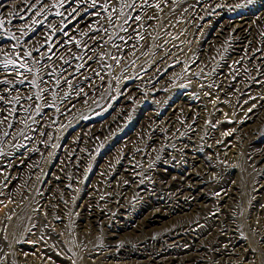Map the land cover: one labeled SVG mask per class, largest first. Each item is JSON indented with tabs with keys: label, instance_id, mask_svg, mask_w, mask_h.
Wrapping results in <instances>:
<instances>
[{
	"label": "rangeland",
	"instance_id": "1",
	"mask_svg": "<svg viewBox=\"0 0 264 264\" xmlns=\"http://www.w3.org/2000/svg\"><path fill=\"white\" fill-rule=\"evenodd\" d=\"M96 1L100 11L90 19L81 5L68 20L70 28L100 33L93 52L99 85L59 113L53 82L43 99L42 66L28 59L29 100L0 124V155L34 126L29 144L0 167V264H166L195 253L199 264H264V157L256 155L264 151V101L236 123L238 92L226 86L247 69L232 26L252 24L250 45L260 37L264 48V0L241 8L246 0H153L136 49L124 54L115 40L137 0ZM45 3L55 11L60 0H42L8 29L5 63H20L25 50L16 37ZM261 61L241 95L247 100L264 98ZM129 175L147 181L146 191L129 190ZM222 181L232 194L220 199L215 183ZM190 193L199 197L187 205ZM93 210L100 215L89 216ZM229 216L239 241L220 262L206 231L224 233ZM195 218L198 226L166 236Z\"/></svg>",
	"mask_w": 264,
	"mask_h": 264
},
{
	"label": "bare ground",
	"instance_id": "2",
	"mask_svg": "<svg viewBox=\"0 0 264 264\" xmlns=\"http://www.w3.org/2000/svg\"><path fill=\"white\" fill-rule=\"evenodd\" d=\"M41 2L42 0H17L15 2L0 0V124H2L4 119L9 120L6 116L10 118L11 115L10 120H14L13 114L16 109L19 110V108L23 106V100H29V98L25 96L28 93L30 85L25 77L26 69L24 66L28 62V59H35V61L42 66L39 80L42 87L40 89L42 92L41 97L43 99L49 98L52 90L49 85L50 82H53L52 84L55 86L53 87L57 92L55 101L58 103L56 108L59 113H66L65 111L71 109L73 106L72 104L75 101L84 98L92 91V88L99 85V77L95 72L96 69L93 68L95 64L93 52L98 45L96 43V38L100 33L96 34L98 33V30L95 26H90L83 30L70 28L69 25L73 19L68 20L69 14L81 5L84 6L82 11L93 12L87 17V19H90L95 13L100 11L97 7L98 3L96 0H60V3L57 6H54L55 11H52L51 6L49 7L46 3L43 4L38 10L34 26L30 25L31 27L28 29L26 28L27 30H25V32H20L21 34L16 37V43L25 50V55L21 57L20 63H5L3 60L4 58L2 57L3 55L1 54L3 48L7 45H4L2 42L6 39V34H13V32H9L10 30L8 29L20 27L21 25L19 22H21L30 11L36 8L35 6L37 4L40 5ZM153 2V0H137L135 8L131 10L130 16L126 21V24L123 26L122 33L119 34V37L115 40L120 53H129L134 51L132 49H136L138 45V43H136L137 36H139L137 27L140 24L142 16H148V18L151 19V15L154 11L152 8L154 5ZM241 26H245V28H242ZM239 27L242 29L237 31V28ZM258 27V34L264 36V28H260V26ZM256 29L257 28L253 27L252 24L244 23L243 25H240V22L232 26L231 29V39L243 43V45L240 46V52L243 53L244 56L246 55V57L241 56L238 57V59L247 63L245 77H243L242 74L241 76L233 78V80H231L233 83H230L231 81L226 83V86L234 87L238 92V107L237 114L235 115L236 123L244 122V119L252 111H249V109L252 108L254 103H262L264 101V98H260V100L255 98L247 100L241 96L254 83L256 72L261 69L262 61H259L264 58V48L260 43V37H257V43L250 45L252 43H250L251 37L249 36L255 34L257 31ZM76 39L78 40L76 41ZM98 39L100 38L98 37ZM21 65H23V67H21ZM21 81H23V83H21ZM50 107L51 106H46V108ZM9 112H11V114ZM188 120H192V117L189 116ZM33 128L34 126H30V135ZM30 135L24 137L19 146H16L6 154L0 155V167L3 165H11V160L17 158L18 154L22 152V149L29 144L28 140L31 137ZM220 145H225V142L220 143ZM254 151L256 150L247 151L246 156H254L255 154H252ZM256 155L264 157V151L257 150ZM124 171L132 173L135 170L129 169ZM151 175L152 174L147 173V177H149L148 179H152ZM125 177H129L128 182L125 180L129 190H132L134 193H143L146 191L143 190V188H146L147 181L143 182V178L134 180L136 178L135 175ZM215 184L217 187L216 195H220V199L223 198L222 195L225 197L231 193V189L229 190L230 185L227 181H222L221 183L216 182ZM181 197L182 196H180V198ZM189 197L184 199L187 202H185L187 205L192 200H196L199 195L197 194L193 196V194L190 193ZM258 209L259 208H257V210ZM97 210L91 211L88 215L95 214V216L98 217L100 212ZM198 222L199 220L195 218L192 222L186 225L178 223L176 224L177 226H173L172 229L166 233V236L168 238H170V235L176 237L182 233L185 227L196 226ZM227 225V227H224L225 225L222 226L221 230H226L224 233L213 231L212 229V231H206L212 236V238H214L213 240L208 239V242L213 253L218 255L220 262L227 259H225V257L232 253V250L239 241L238 236H236V231L234 230L235 221L233 217L229 216L227 218ZM262 243L264 246V240ZM200 244L195 248L193 247L195 251L201 247ZM198 257L199 255L195 253L194 256H182L177 259L169 258L170 260H168L166 264H199L200 260Z\"/></svg>",
	"mask_w": 264,
	"mask_h": 264
},
{
	"label": "snow or ice",
	"instance_id": "3",
	"mask_svg": "<svg viewBox=\"0 0 264 264\" xmlns=\"http://www.w3.org/2000/svg\"><path fill=\"white\" fill-rule=\"evenodd\" d=\"M252 3H253V0H246L245 4L237 5V7L238 8L245 7L246 5H251ZM137 19H138V17H137ZM21 67H23V65H21ZM21 83H23V81H21ZM249 111H251V109H249Z\"/></svg>",
	"mask_w": 264,
	"mask_h": 264
}]
</instances>
